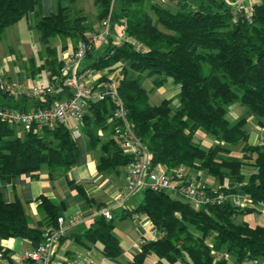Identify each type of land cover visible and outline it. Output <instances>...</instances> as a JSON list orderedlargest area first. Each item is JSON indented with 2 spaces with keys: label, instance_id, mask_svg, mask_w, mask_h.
Instances as JSON below:
<instances>
[{
  "label": "trees",
  "instance_id": "obj_1",
  "mask_svg": "<svg viewBox=\"0 0 264 264\" xmlns=\"http://www.w3.org/2000/svg\"><path fill=\"white\" fill-rule=\"evenodd\" d=\"M76 1L57 0L56 12L38 18L35 27L43 42L56 35L78 41L86 37V16L82 10L73 8ZM40 2L0 0V39L7 27L33 12ZM114 2H118L117 7ZM94 3L99 21L112 12L113 32H119L125 24L128 34L143 43L144 50L138 51L132 44H119L111 36L102 54L89 67L102 70L121 63L118 91L128 121L152 155V168L168 171L179 165L188 169L197 167L222 183L232 177L236 184L223 185L222 190L242 192L253 203L263 201L264 145L250 143L246 117L231 123L227 113L229 106L238 101L263 124L264 0L254 3L251 20L242 15L236 23L232 7L224 0H200L199 4L178 0L176 9L159 4H151L147 9V0H94ZM60 67L61 63L55 71V80L60 76ZM132 73L137 75L133 77ZM145 75L154 77L155 87L172 77L181 85L180 105L173 109L171 99L152 105L142 83ZM56 88L60 91L52 97L70 95L63 81ZM37 105L42 103L37 101ZM113 109L109 97L92 101L84 121L93 119L97 126L104 127ZM15 128L0 121L1 178L11 180L38 173L45 166L50 172L66 175L77 163L79 147L67 125L45 127L41 133L17 134ZM199 129L225 145L219 143L203 149L195 140ZM87 133L90 146L95 147L100 138L91 130ZM240 143H243L242 157L253 159L257 168L247 181L242 173L244 160L224 155L231 151L228 146ZM104 147L109 154L100 159L101 171L129 165L134 159L124 153L115 136ZM142 193L138 206L118 217L146 214L159 235L142 244L133 264H142L151 254L158 258L155 264H253L254 260L264 264V224L236 222L238 215L257 211L253 205L236 208L228 201L196 209L175 191L145 189ZM39 207L47 213L48 225L56 226L63 205L41 195ZM118 217L113 215L108 219L97 214L77 239L86 244L101 243L106 257H119L124 248L114 233ZM42 234V230L31 226L19 200L8 202L0 193L1 238L25 237L40 242Z\"/></svg>",
  "mask_w": 264,
  "mask_h": 264
},
{
  "label": "crops",
  "instance_id": "obj_2",
  "mask_svg": "<svg viewBox=\"0 0 264 264\" xmlns=\"http://www.w3.org/2000/svg\"><path fill=\"white\" fill-rule=\"evenodd\" d=\"M78 1L73 5V8L82 10L86 16L84 23L87 26L86 35H88L91 30L97 29L99 20L98 18L95 19L96 22L91 20L84 7L77 5ZM247 1L255 3L258 0ZM192 2L199 4L200 0H192ZM151 4H159L172 9L177 8L175 1L147 0V5ZM57 8V0H41L33 12L5 29L0 39V74L23 84L26 92L16 97L0 93L1 104L23 109L34 108L37 99L29 94V90L36 84L51 83L55 79V71L62 63L63 57L76 47L78 40L69 36L56 35L51 37L48 42H43L41 33L35 27L39 17L48 16L56 12ZM96 12L98 13L97 10ZM103 47L102 43L98 44L92 54L87 56L85 65L90 66L102 54ZM51 50H55L54 53ZM122 63L125 64V61ZM120 64L102 70L92 68L94 70L93 85L110 77L117 78L121 70ZM136 75V73L131 74L133 77ZM142 83L149 93V101L152 105H158L164 99L172 100L173 109L180 105L178 94L181 85L176 83L172 77H168L165 83L159 87H155L154 77L149 75L144 76ZM59 91L60 89L56 91V94ZM152 100L156 103H152ZM240 105L242 104L237 101L229 106L227 118L231 123H235L243 117L248 119L247 111L239 112ZM261 120L263 124L259 123V118L256 121L253 120V124H251L248 119L246 128L250 132L252 145H258L261 138L264 137V117ZM76 125H79L81 130V136L76 139L79 158L66 175L56 171L50 172L45 166L38 173L19 175L11 180L0 177V193L8 202L19 200L24 206L31 226L39 228L42 232L49 225L47 213L39 207L41 195L62 204L61 215L65 217L80 215L82 222L68 230L58 247L60 257H72L81 253L92 259L95 264H133L134 256L141 252L142 244L146 240L156 238L154 231L157 228L146 214H130L124 218L118 216L130 212L138 206L143 197L142 190L130 194L123 202H120L118 196L128 187L129 165H120L111 171L99 170L98 165L101 157H107L109 154L104 143L114 137L113 126L109 119L108 124L104 127L97 126L93 119L83 122L71 119L68 127L71 129ZM89 130L100 138L95 147L90 146V136L87 133ZM195 140L205 150L219 143L225 145L224 142L216 140L214 136L203 129L197 131ZM242 146L243 143H240V145L228 146V148L232 151L233 148L239 147L242 151ZM231 151L224 155L230 154ZM124 153L128 154L129 152L124 150ZM255 172H257V168L253 159L243 161L242 173L245 176V181ZM205 175L206 171L204 170L197 167L189 168L188 177L190 179H204L208 183L212 182L214 189H221L223 185H226L211 175H206L205 178ZM218 182L221 184H217ZM209 184L211 185V183ZM105 206L110 207L113 215L118 217L115 220L114 233L124 248L123 254L115 258H108L103 254L101 243L86 244L77 239L88 229L93 218L99 213V208ZM255 212L264 215L261 210ZM38 243V241L25 237H0V264H23V254L32 251ZM151 255L142 264H155L158 259L156 255L154 259L149 260L151 262H147Z\"/></svg>",
  "mask_w": 264,
  "mask_h": 264
},
{
  "label": "built area",
  "instance_id": "obj_3",
  "mask_svg": "<svg viewBox=\"0 0 264 264\" xmlns=\"http://www.w3.org/2000/svg\"><path fill=\"white\" fill-rule=\"evenodd\" d=\"M162 1L177 2L178 0ZM224 2L232 7L234 23L242 15L249 20L252 19L255 11L254 3L247 0H224ZM122 21L125 23L126 19ZM111 36H114L112 12L99 21L94 32L80 39L74 50L63 57L60 76L56 80L54 79L47 85L36 84L29 90V94L33 95L42 105H37L32 109H23L0 103V121L17 126L24 133L30 131L41 133L45 127L54 128L61 124L68 126L71 119L83 122L92 101L109 97L114 104L109 118L114 136L122 148L131 153L134 158L129 164L127 190L118 196L120 202H123L130 194L145 189L170 190L175 191L196 209L223 205L229 201L236 208L253 205L264 213V200L253 203L252 199L242 192H226L222 189H214L205 182L190 179L189 169L185 165H179L168 171H157L152 168L151 153L135 134L133 126L127 119L125 105L118 91L117 78L110 77L93 85L94 70L85 65L89 52L95 50L96 44L108 42ZM116 39L119 44L126 42L132 44L138 51L144 50L143 43L128 34L125 24L119 30ZM60 81L66 85L70 95L62 98L52 97L56 94V87ZM25 92L23 84L0 74V93L16 97ZM71 131L75 139L81 136L79 125L72 127ZM259 144L264 145V137L261 138ZM98 214H103L108 219L113 217L110 207L106 206L101 208ZM81 222L80 215L59 216L56 226H49L43 230L42 241L32 251L23 254V264H95L92 259L81 253L72 257L58 255V247L68 230L78 226ZM154 235L157 238L159 231L155 230ZM253 264L260 263L254 260Z\"/></svg>",
  "mask_w": 264,
  "mask_h": 264
},
{
  "label": "rangeland",
  "instance_id": "obj_4",
  "mask_svg": "<svg viewBox=\"0 0 264 264\" xmlns=\"http://www.w3.org/2000/svg\"><path fill=\"white\" fill-rule=\"evenodd\" d=\"M117 1V0H116ZM77 5H79V6H81V7H84V9L86 10V12H87V14H88V16H89V18L91 19V20H95V19H97V12H96V10H97V7H96V5H95V3H94V1L93 0H79L78 1V3H77ZM113 5H114V7H117L118 6V2H114L113 3ZM147 5V4H146ZM147 7V9H148V5L146 6ZM150 13H151V15L154 17V19L156 18L155 17V15H154V13L152 12V10H150ZM95 22H96V20H95ZM98 27V26H97ZM160 28L161 29H163V30H166V29H164L161 25H160ZM96 30V29H95ZM95 30H91L90 31V33L91 32H94ZM114 33V36L115 37H117V34H119V32H116V31H114L113 32ZM109 42V41H108ZM108 42H102V45L104 46L102 49H105V47L108 45ZM98 44H101V42H99V43H97L96 44V46L98 45ZM152 103H156L155 101H153L152 100ZM241 107V109L239 110V112L240 113H245L246 111H247V115L246 116H248V119H249V121H250V123L251 124H253V120H257V118H258V116H256L255 114H253V113H251L250 112V110L248 109V107H246V106H244V105H240ZM14 128H15V126H14ZM16 131H17V134L19 133V134H23L24 132H22V130L20 129V128H18L17 126H16ZM240 145V144H239ZM225 156H228V157H234V158H239V159H243L244 161L245 160H247V159H244L243 157H242V151L240 150V148L238 147V148H233L232 149V151H231V153L230 154H226ZM245 169H248V168H245ZM249 169H251V168H249ZM248 172V171H247ZM248 174V173H247ZM206 175H209L207 172H206ZM206 175H205V178H206ZM195 180H198V181H201V182H205V183H207L210 187H212L213 188V183L212 182H209V183H211V185L206 181V180H199V179H195ZM217 184H221V183H217ZM225 184L227 185V186H234L235 184H236V181H235V179L234 178H232V177H230V178H227V180H226V182H225ZM214 185H216V183H214ZM248 222V223H250L251 225H258V224H264V215H261V213H257V212H254V213H251V214H242V215H239L238 217H237V219H236V222L237 223H241V222ZM195 232H197V231H195ZM198 233V232H197ZM150 259H147V262H151V261H149V260H152V259H154L155 258V255H151L150 257H149Z\"/></svg>",
  "mask_w": 264,
  "mask_h": 264
}]
</instances>
